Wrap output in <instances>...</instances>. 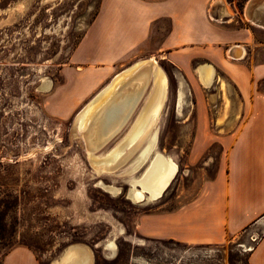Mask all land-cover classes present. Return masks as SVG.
<instances>
[{
	"label": "rangeland",
	"instance_id": "obj_1",
	"mask_svg": "<svg viewBox=\"0 0 264 264\" xmlns=\"http://www.w3.org/2000/svg\"><path fill=\"white\" fill-rule=\"evenodd\" d=\"M229 1L226 10L210 8L209 18L226 21L233 11L241 15L243 0ZM100 3L0 0V264L18 247L33 251L40 264H53L75 244L91 249L93 264H248L263 227L248 226L222 244L148 238L137 231L142 214L174 209L193 199L202 183L216 175L222 155L227 161L218 140L200 160L189 161L196 121L194 90L175 65L156 56L168 20L154 27L139 56L126 65L154 58L167 75L166 99L157 122L158 148L174 158L179 172L162 197L148 204L128 198V185L116 176L126 165L96 173L82 138L73 135L76 114L108 82L70 114L63 117L52 110L50 94L63 83V68ZM250 25L264 38L263 27ZM47 78L52 87L45 90L41 83ZM180 78L188 92L179 110ZM123 132L122 128L100 152ZM98 179L120 185L123 192L113 195L97 186ZM109 239L114 240V254L105 247Z\"/></svg>",
	"mask_w": 264,
	"mask_h": 264
},
{
	"label": "crops",
	"instance_id": "obj_2",
	"mask_svg": "<svg viewBox=\"0 0 264 264\" xmlns=\"http://www.w3.org/2000/svg\"><path fill=\"white\" fill-rule=\"evenodd\" d=\"M231 2L101 0L63 68V83L50 94L52 110L63 117L70 114L124 71L154 27L168 20L156 56L175 65L194 90L196 121L189 161L200 160L216 140L227 161L222 155L216 175L202 183L193 199L174 209L142 214L137 231L148 238L222 244L248 226L264 228V38L250 25L264 29V0H243L242 14L228 13L226 21L209 18L210 8L226 10ZM234 46L243 47L241 58L232 56ZM205 64L214 68L209 87L197 71ZM224 93L232 105L240 104L238 118L233 112L224 114ZM247 260L264 264V232ZM5 264L40 262L33 251L18 247L6 255Z\"/></svg>",
	"mask_w": 264,
	"mask_h": 264
},
{
	"label": "bare ground",
	"instance_id": "obj_3",
	"mask_svg": "<svg viewBox=\"0 0 264 264\" xmlns=\"http://www.w3.org/2000/svg\"><path fill=\"white\" fill-rule=\"evenodd\" d=\"M240 50L244 52L243 47ZM197 71L202 83L209 87L213 82L214 68L205 64ZM41 84L45 90L52 87L48 78ZM186 87L184 79L180 78L177 94L179 110L185 103ZM166 93L167 75L164 69L154 58L141 60L116 74L75 116L73 135L82 138L95 172H114L126 165L117 171L116 176L126 182L127 196L136 203L148 204L158 200L179 171L174 158L158 148L160 127L157 122ZM224 99V114L233 112L234 118H238L240 104L233 109L231 98L226 93ZM220 122L222 120H218ZM122 128L124 132L119 140L101 153V148ZM97 186L113 195H119L123 190L120 185L106 183L102 179L97 180ZM105 247L111 254L116 252L113 239L107 241ZM92 255L91 249L84 244L69 245L63 257L53 264H93Z\"/></svg>",
	"mask_w": 264,
	"mask_h": 264
},
{
	"label": "built area",
	"instance_id": "obj_4",
	"mask_svg": "<svg viewBox=\"0 0 264 264\" xmlns=\"http://www.w3.org/2000/svg\"><path fill=\"white\" fill-rule=\"evenodd\" d=\"M236 50H237V52H234V53L232 54V56H233L234 58H241V57L243 56V53H241L240 48H236Z\"/></svg>",
	"mask_w": 264,
	"mask_h": 264
},
{
	"label": "flooded vegetation",
	"instance_id": "obj_5",
	"mask_svg": "<svg viewBox=\"0 0 264 264\" xmlns=\"http://www.w3.org/2000/svg\"><path fill=\"white\" fill-rule=\"evenodd\" d=\"M178 172H179V171H178ZM177 174H178V173H177ZM176 176H177V175H176ZM176 176H175V177H176ZM174 179H175V178H174ZM172 182H173V181H172ZM171 184H172V183H171ZM168 188H169V187H168ZM168 188H167V189H168ZM167 189H166V190H167ZM166 190H165V191H166ZM122 192H123V190H122ZM122 192H121V193H122ZM126 193H127V190H126ZM163 195H164V194H163Z\"/></svg>",
	"mask_w": 264,
	"mask_h": 264
},
{
	"label": "water",
	"instance_id": "obj_6",
	"mask_svg": "<svg viewBox=\"0 0 264 264\" xmlns=\"http://www.w3.org/2000/svg\"><path fill=\"white\" fill-rule=\"evenodd\" d=\"M126 189H128V187H126Z\"/></svg>",
	"mask_w": 264,
	"mask_h": 264
}]
</instances>
